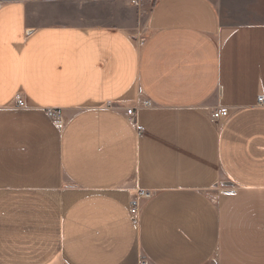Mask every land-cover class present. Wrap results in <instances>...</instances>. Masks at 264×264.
<instances>
[{
	"label": "crops",
	"instance_id": "1",
	"mask_svg": "<svg viewBox=\"0 0 264 264\" xmlns=\"http://www.w3.org/2000/svg\"><path fill=\"white\" fill-rule=\"evenodd\" d=\"M34 7L0 4V264H264V0Z\"/></svg>",
	"mask_w": 264,
	"mask_h": 264
},
{
	"label": "rangeland",
	"instance_id": "2",
	"mask_svg": "<svg viewBox=\"0 0 264 264\" xmlns=\"http://www.w3.org/2000/svg\"><path fill=\"white\" fill-rule=\"evenodd\" d=\"M11 0H0V4ZM35 6L36 21L59 24L104 23L145 34L148 8L153 0L134 7L127 0H26ZM37 21V22H38Z\"/></svg>",
	"mask_w": 264,
	"mask_h": 264
},
{
	"label": "built area",
	"instance_id": "3",
	"mask_svg": "<svg viewBox=\"0 0 264 264\" xmlns=\"http://www.w3.org/2000/svg\"><path fill=\"white\" fill-rule=\"evenodd\" d=\"M131 5H133L134 7H139L141 5V1L142 0H127ZM15 103L16 106L18 107H23L25 105V100L23 98V96H21L20 94H16L15 96ZM257 103L264 105V97L263 96H259L257 98ZM144 106H148L149 105V101L145 100L143 102ZM45 113L47 115V117L50 119L51 122H53L56 126L61 127L64 121V117H63V111L60 108H46ZM128 116H133L135 114V110L133 108H128L126 111ZM229 115V110L226 106H220L218 108H215L212 110L211 112V117L214 120H218L221 118H226ZM139 134H141V131H138ZM140 196L147 198L150 196V192L147 190H140ZM130 213L132 215V220L134 222H136V213H137V206L133 205L131 207Z\"/></svg>",
	"mask_w": 264,
	"mask_h": 264
}]
</instances>
